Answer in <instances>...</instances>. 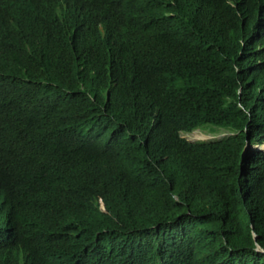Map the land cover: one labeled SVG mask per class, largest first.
Listing matches in <instances>:
<instances>
[{
  "label": "trees",
  "instance_id": "trees-1",
  "mask_svg": "<svg viewBox=\"0 0 264 264\" xmlns=\"http://www.w3.org/2000/svg\"><path fill=\"white\" fill-rule=\"evenodd\" d=\"M263 20L264 0H0L11 264H136V238L187 221L217 226L204 251L264 264V168L237 179L264 123ZM100 109L123 121L104 137ZM151 120L166 130L142 136Z\"/></svg>",
  "mask_w": 264,
  "mask_h": 264
},
{
  "label": "clouds",
  "instance_id": "clouds-1",
  "mask_svg": "<svg viewBox=\"0 0 264 264\" xmlns=\"http://www.w3.org/2000/svg\"><path fill=\"white\" fill-rule=\"evenodd\" d=\"M255 42L256 40L253 36L244 39L243 44L239 46V50H241L242 53L238 55V57L240 58L244 54V50H249L250 53H253ZM234 82L238 84V106L242 110H246L247 105L245 102L247 100L249 101L250 93L243 95V88L245 86L252 87L249 82L255 87L253 81L250 76L246 77L241 75L237 77ZM239 84L241 87H239ZM251 104L252 102H250L248 110L251 108ZM119 117L118 114L112 110L100 109L97 113L96 130H98L103 137L110 134L117 129L118 125L122 126L123 121ZM147 124L148 129H145L146 132L142 134V136L151 137L166 130L165 125L156 120H151L147 122ZM192 132L183 134V137L189 141ZM196 142L204 141H189L191 144ZM246 146L250 149L247 153L246 149L248 147L245 149ZM241 158V161L238 162L241 171L237 179L242 177L248 170L253 173H261L264 168V123L259 124L251 137L247 138ZM260 160H263V162ZM243 170L245 171L243 172ZM234 172L236 173V170ZM227 181L228 176L222 173L221 182L226 184ZM216 227V225H209L207 228H202L199 223L190 221L174 222L163 226L156 233L150 234L153 239L147 243L141 240V237L135 239L137 242L134 244L136 246L144 245L146 251V257L142 260L137 258L135 262L136 264H243L242 257L245 252L235 253L234 255L225 258L222 256H213L211 252L203 250V246L206 243H209L207 238L215 231ZM253 236L255 239L258 237L257 233H254ZM254 250L258 254H264V247L257 241V239L254 245ZM194 252H197V254H193ZM0 264H11V245L8 222L5 209L1 204Z\"/></svg>",
  "mask_w": 264,
  "mask_h": 264
},
{
  "label": "rangeland",
  "instance_id": "rangeland-1",
  "mask_svg": "<svg viewBox=\"0 0 264 264\" xmlns=\"http://www.w3.org/2000/svg\"><path fill=\"white\" fill-rule=\"evenodd\" d=\"M244 39H248L246 37H243L240 39V43H239V46L243 44V41ZM211 140V137L207 134H205L203 131H200V130H196L194 132H192V136L191 138H189V141H210ZM248 146L245 147V149L247 148ZM249 147L246 149V153L249 152Z\"/></svg>",
  "mask_w": 264,
  "mask_h": 264
},
{
  "label": "bare ground",
  "instance_id": "bare-ground-1",
  "mask_svg": "<svg viewBox=\"0 0 264 264\" xmlns=\"http://www.w3.org/2000/svg\"><path fill=\"white\" fill-rule=\"evenodd\" d=\"M256 25V24H255ZM256 27V26H255ZM252 29H253V27H252ZM254 29H256V28H254ZM255 32V31H254Z\"/></svg>",
  "mask_w": 264,
  "mask_h": 264
}]
</instances>
